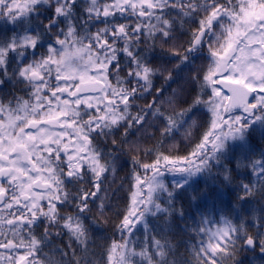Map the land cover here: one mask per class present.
Instances as JSON below:
<instances>
[{"label": "snow or ice", "instance_id": "1", "mask_svg": "<svg viewBox=\"0 0 264 264\" xmlns=\"http://www.w3.org/2000/svg\"><path fill=\"white\" fill-rule=\"evenodd\" d=\"M0 24V89L24 85V95L0 96V264L264 255V207H251L264 200V147L254 142L258 133L264 143V0H0ZM201 128L187 155L163 150ZM141 138L157 141L144 149L152 163L138 159ZM126 152L136 155L120 239L97 257L90 230L108 222L105 181ZM230 186L239 211L220 199ZM189 190L199 219L189 217L196 243L185 259L163 233L149 235L147 218L170 222ZM141 224L143 247L132 240ZM64 236L65 247L44 252Z\"/></svg>", "mask_w": 264, "mask_h": 264}, {"label": "trees", "instance_id": "2", "mask_svg": "<svg viewBox=\"0 0 264 264\" xmlns=\"http://www.w3.org/2000/svg\"><path fill=\"white\" fill-rule=\"evenodd\" d=\"M37 23H39L38 20H33L32 27H35ZM3 28L4 25L0 24V35L4 34ZM177 28L179 30V25H177ZM185 28H188V25H185ZM187 38L188 37H181L182 40ZM197 63H199V61ZM9 71H11V69H9ZM161 83L162 81H157V87H159ZM23 87L24 85H15L14 87L12 83H9L6 87L0 89V96H3L5 93L24 95V93L21 91ZM176 87L177 85L173 84L171 85V88L168 89V91L171 92V89ZM204 98L207 99V96H205ZM149 99H151V97H149ZM138 103L142 105L144 101H139ZM204 111H206V109ZM203 131V128L199 129V131L195 133V138L192 139L190 142L189 140L184 139L182 135L183 130H181V132L177 133L175 139L165 141L163 150L167 151L170 149L175 156L187 155L188 152H190L195 146V144L199 142V136L202 134ZM255 136L256 138L254 142L259 147H264V143L259 140V134L256 133ZM136 138L137 137H129V140H133ZM140 143L141 152L138 156L140 163H152L155 159V155H144V149L153 147V145L157 143L156 139L144 140L141 138ZM100 146L104 149V151H107V146L103 144V141H100ZM108 146H110V139ZM117 154L119 155V159L114 162L115 171H110L108 173V179L105 181L107 195L109 197V199L106 201V203L108 204V208L105 213L106 217L108 218V222L104 223L103 219H101L95 230H90L89 249L90 251L95 252L97 257L101 252L104 251L107 245L111 244L114 239H120L119 233L116 232L115 226L119 223V220L122 218L123 210L126 207L128 201L130 185L133 182V156L136 154L127 152L125 154ZM238 182V180L234 181V183ZM165 183L171 189V175L168 176V178L165 180ZM203 183L204 180L202 178L201 183L196 187L198 189L203 188ZM208 183L209 185H211L212 180L209 179ZM191 195V190H189L187 193L180 194L177 197L175 201L177 215L175 218H172L170 222L165 223L163 217L157 219L155 217L148 216L147 218L149 221V235H154L157 232L163 233L164 237L171 244L179 245L177 249V254L185 259L189 258V252L186 251V247L190 249L191 245L196 243L195 234L191 231L192 220L189 219V217H196L195 211L189 207ZM236 195L237 194L235 192L231 191L230 186L229 188L223 190L220 199L223 201L226 207H232L239 211V205L236 200ZM162 198L166 199L167 194H163ZM256 199L259 200V197H257ZM181 207L184 208L186 213L185 218L183 220L179 218L178 214V211ZM246 207H248V205H246ZM251 207L256 209L264 207V200H260L259 203H256L254 201ZM118 213L119 215H117ZM226 214L229 215L230 219H233L235 221V217L233 215L228 213ZM92 215L93 214H90V219ZM240 215L243 217L242 213ZM255 215H262V213L257 211ZM216 218H219V214H217ZM248 218L251 219V217ZM196 219L198 220L199 218L196 217ZM138 229V231L134 229V235L132 236V240L136 242L139 247H143L145 229L142 224L138 225ZM42 231L43 230L40 229L38 234H41ZM67 243V236L56 237L52 239V242L48 245V247L44 248V252L50 253L53 247H65ZM139 247L137 248V251L139 250ZM89 258L95 259V257L91 256ZM237 259L241 261L242 264H264V255L260 254L258 248L255 250V252L250 250L241 251L237 256ZM222 264H232V261L225 259L222 261Z\"/></svg>", "mask_w": 264, "mask_h": 264}, {"label": "water", "instance_id": "3", "mask_svg": "<svg viewBox=\"0 0 264 264\" xmlns=\"http://www.w3.org/2000/svg\"><path fill=\"white\" fill-rule=\"evenodd\" d=\"M227 90L225 89V92H226ZM236 111H238V110H236Z\"/></svg>", "mask_w": 264, "mask_h": 264}, {"label": "rangeland", "instance_id": "4", "mask_svg": "<svg viewBox=\"0 0 264 264\" xmlns=\"http://www.w3.org/2000/svg\"><path fill=\"white\" fill-rule=\"evenodd\" d=\"M216 219H219V218H216Z\"/></svg>", "mask_w": 264, "mask_h": 264}, {"label": "flooded vegetation", "instance_id": "5", "mask_svg": "<svg viewBox=\"0 0 264 264\" xmlns=\"http://www.w3.org/2000/svg\"><path fill=\"white\" fill-rule=\"evenodd\" d=\"M1 95V94H0Z\"/></svg>", "mask_w": 264, "mask_h": 264}]
</instances>
